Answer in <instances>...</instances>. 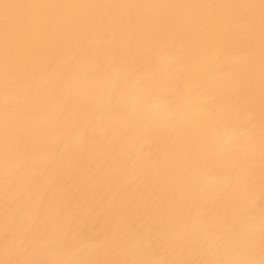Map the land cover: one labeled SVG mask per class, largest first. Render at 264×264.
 Returning a JSON list of instances; mask_svg holds the SVG:
<instances>
[{
  "label": "bare ground",
  "instance_id": "1",
  "mask_svg": "<svg viewBox=\"0 0 264 264\" xmlns=\"http://www.w3.org/2000/svg\"><path fill=\"white\" fill-rule=\"evenodd\" d=\"M0 264H264V0H0Z\"/></svg>",
  "mask_w": 264,
  "mask_h": 264
}]
</instances>
